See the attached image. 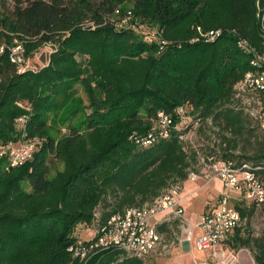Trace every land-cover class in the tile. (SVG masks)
Listing matches in <instances>:
<instances>
[{
  "label": "trees",
  "instance_id": "trees-1",
  "mask_svg": "<svg viewBox=\"0 0 264 264\" xmlns=\"http://www.w3.org/2000/svg\"><path fill=\"white\" fill-rule=\"evenodd\" d=\"M127 1L166 44L113 24ZM258 4L264 8V0L4 2L0 146L20 140L24 132L43 142L20 166L10 167L8 158L0 156V264H85L69 250L79 237V223L92 224L99 211L102 225L186 180L198 156L184 131L174 128L148 146L138 141L160 111L179 123L175 109L188 103L194 121L219 120L230 131L231 136L220 133L216 144L224 159L264 165V149L243 157L231 148L236 136L259 127L231 106L236 83L252 69L239 39L264 50ZM218 29L221 35L207 41L204 34ZM19 43L27 57L50 45L47 63L20 71L10 58V48ZM77 85L88 104L76 96ZM22 116L27 118L23 127ZM58 122L68 131L55 136L51 130ZM52 159L63 164L55 174ZM258 174L264 181V167ZM236 206L244 219L257 210L245 202ZM175 228L178 222L161 230L170 237ZM229 243L236 250L250 247L256 264H264V236L249 238L238 228ZM146 259L111 248L86 264H147Z\"/></svg>",
  "mask_w": 264,
  "mask_h": 264
},
{
  "label": "built area",
  "instance_id": "built-area-1",
  "mask_svg": "<svg viewBox=\"0 0 264 264\" xmlns=\"http://www.w3.org/2000/svg\"><path fill=\"white\" fill-rule=\"evenodd\" d=\"M119 12L118 9L112 18L117 28H134L138 31L148 28L133 10L123 14ZM258 17L261 20L264 38V8L259 4ZM221 33V29L211 30L204 36L207 41H213ZM146 38L150 42L166 44V40L161 38L157 29L146 33ZM238 46L251 56L252 69L236 83L231 106L243 111L254 124L264 129V50L260 51L246 39H239ZM10 58L20 66V71L27 69L23 44L19 43L10 48ZM191 108V105L186 103L175 109V115L181 121L187 119L186 126L201 123L200 118L194 121L190 113ZM26 120L25 116L20 117L19 125L23 127ZM174 128L180 129L179 123H175L174 115L160 111L148 134L138 141L145 146L151 145L158 138L169 136ZM220 141L221 139L213 134L203 148L195 146L198 162L195 169L189 172L188 178L172 183L152 201L114 214L102 225L99 224V211L95 213L92 224L79 223L80 229H91L94 236L91 239H83L78 235L77 241L69 247L73 257L86 264L97 254L111 248L121 249L130 256L143 259L167 253L171 249V243L161 228L165 224L178 222L180 241L184 243L191 244L196 228L202 229L196 244L198 250L205 252L206 256L198 264H235L239 259L240 250L232 248L229 242L236 230L242 228L245 220L236 203L245 202L257 209L264 207V181L258 174L264 165L250 161L237 163L224 159L222 157L224 150L216 145ZM42 142L43 139L40 137H30L24 132L20 140L1 145L0 156L8 158L10 167L20 166L33 157ZM198 180H201L204 186L219 180L222 188L217 196H212L206 203L201 220L194 223L187 216L184 206L185 186L188 181Z\"/></svg>",
  "mask_w": 264,
  "mask_h": 264
},
{
  "label": "rangeland",
  "instance_id": "rangeland-1",
  "mask_svg": "<svg viewBox=\"0 0 264 264\" xmlns=\"http://www.w3.org/2000/svg\"><path fill=\"white\" fill-rule=\"evenodd\" d=\"M98 3L100 0H93ZM4 2L11 3L12 0H0V12L4 5ZM119 14H123L129 10H132L131 3L129 1L123 3L119 7ZM148 24V23H147ZM156 29L152 26H148L147 29H142L144 33L154 32ZM52 47L50 45H44L39 50H37L32 56H26L25 66L30 69H38L45 65L48 60L49 53ZM76 96L83 99L84 105L88 104L87 95L85 94L83 88L80 85H77L76 88ZM82 113H78L75 117H73L74 121H78L82 117ZM192 119V118H190ZM184 119L179 122L180 130L184 131V140L188 145H191L193 148L198 146L199 148H203L204 145L207 144L208 140L211 139V136L215 134L218 138H222L220 133L223 135L227 134L231 136L230 131L226 130L223 123L221 121H215V124L210 120L205 125L192 123L189 126H186ZM66 124H62L58 122L53 126V134L55 136H60L65 134L68 129ZM254 127H256L253 124ZM222 140V139H221ZM236 142L231 143V148H233L234 152L246 157L252 156L260 150L264 149V130L258 128H250L243 136H236ZM218 145H220L218 143ZM52 164V174H55L58 170L63 169V164L56 160H51ZM220 187L219 180L211 183L208 186H204L201 180L196 182L188 181L186 182L185 190L192 189V191L186 195L184 200V205L187 210V216L194 223L199 222L201 220V212L204 210L206 201L210 199L212 196H217L216 191H218ZM189 198V199H188ZM187 199V200H186ZM103 206L100 207V211H102ZM76 233L83 239H91L94 236V232L91 229H80L79 225L76 226ZM243 235L249 238H259L264 236V208H260L255 210L253 214L247 217L244 220L242 225ZM202 234V229L200 227L195 230V237L191 244L185 245L180 241V228H175V230L170 235L169 243H171V249L169 252L163 254H156L148 257L146 259L147 264H198L203 258V254L198 250L196 241L198 237ZM244 254H247V259L242 260L244 254H240L238 261L235 264H255L254 253L252 252L250 247L240 248Z\"/></svg>",
  "mask_w": 264,
  "mask_h": 264
},
{
  "label": "crops",
  "instance_id": "crops-1",
  "mask_svg": "<svg viewBox=\"0 0 264 264\" xmlns=\"http://www.w3.org/2000/svg\"><path fill=\"white\" fill-rule=\"evenodd\" d=\"M217 181V180H216ZM215 182V181H214ZM213 183V182H212ZM219 183H220V187H219V189H218V191H216V193L217 194H219L220 192H221V188H222V183H221V181H219ZM192 191V189H186L185 190V193H187V194H189L190 192ZM189 199V198H188ZM187 200V199H186ZM209 200V199H208ZM208 200L206 201V203L208 202ZM185 206V205H184ZM206 209V204H205V207H204V210ZM185 210H186V207H185ZM203 210V211H204ZM202 211V212H203ZM201 212V213H202ZM186 213H187V210H186ZM200 216H201V214H200ZM182 244H185V245H188L189 243H184V242H182ZM200 251V250H199ZM201 253L203 254L202 256H203V258H205V256H206V254H205V252H203V251H201ZM243 253V251L242 250H240V254H242ZM244 254V253H243ZM241 255H239V257H240ZM247 259V254H244V256H243V261L244 260H246ZM243 263V262H242ZM241 263V264H242ZM240 264V263H239ZM256 264V263H255Z\"/></svg>",
  "mask_w": 264,
  "mask_h": 264
}]
</instances>
